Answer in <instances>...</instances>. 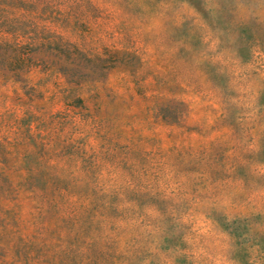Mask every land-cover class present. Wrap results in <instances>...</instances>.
Returning a JSON list of instances; mask_svg holds the SVG:
<instances>
[{"label": "rangeland", "instance_id": "obj_1", "mask_svg": "<svg viewBox=\"0 0 264 264\" xmlns=\"http://www.w3.org/2000/svg\"><path fill=\"white\" fill-rule=\"evenodd\" d=\"M0 264H264V0H0Z\"/></svg>", "mask_w": 264, "mask_h": 264}]
</instances>
